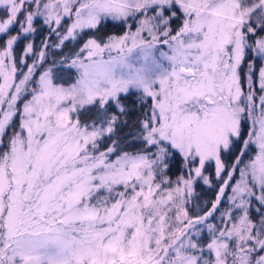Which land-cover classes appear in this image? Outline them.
Here are the masks:
<instances>
[{"label":"snow or ice","instance_id":"snow-or-ice-1","mask_svg":"<svg viewBox=\"0 0 264 264\" xmlns=\"http://www.w3.org/2000/svg\"><path fill=\"white\" fill-rule=\"evenodd\" d=\"M0 264H264V0H0Z\"/></svg>","mask_w":264,"mask_h":264}]
</instances>
